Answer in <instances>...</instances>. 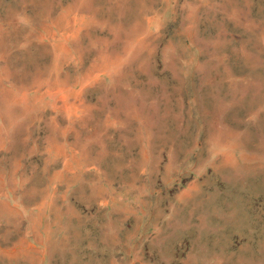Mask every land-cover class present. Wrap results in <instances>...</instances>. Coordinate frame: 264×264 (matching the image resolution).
I'll list each match as a JSON object with an SVG mask.
<instances>
[{"label":"rangeland","instance_id":"1","mask_svg":"<svg viewBox=\"0 0 264 264\" xmlns=\"http://www.w3.org/2000/svg\"><path fill=\"white\" fill-rule=\"evenodd\" d=\"M0 264H264V0H0Z\"/></svg>","mask_w":264,"mask_h":264},{"label":"bare ground","instance_id":"2","mask_svg":"<svg viewBox=\"0 0 264 264\" xmlns=\"http://www.w3.org/2000/svg\"><path fill=\"white\" fill-rule=\"evenodd\" d=\"M225 158L228 159V155L225 154Z\"/></svg>","mask_w":264,"mask_h":264}]
</instances>
